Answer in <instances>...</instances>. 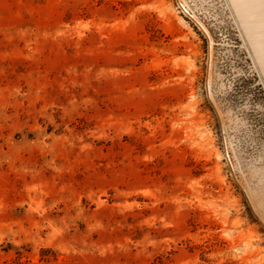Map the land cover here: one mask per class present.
Instances as JSON below:
<instances>
[{
	"label": "rangeland",
	"instance_id": "1",
	"mask_svg": "<svg viewBox=\"0 0 264 264\" xmlns=\"http://www.w3.org/2000/svg\"><path fill=\"white\" fill-rule=\"evenodd\" d=\"M259 13L0 0V264H264Z\"/></svg>",
	"mask_w": 264,
	"mask_h": 264
},
{
	"label": "crops",
	"instance_id": "2",
	"mask_svg": "<svg viewBox=\"0 0 264 264\" xmlns=\"http://www.w3.org/2000/svg\"><path fill=\"white\" fill-rule=\"evenodd\" d=\"M236 3H237V2H236ZM237 5H238V4H237ZM244 6H245V5H244ZM249 11H250V10H247V12H249ZM240 12H241V11H240ZM245 12H246V11H245ZM245 12H241V13H244V14L248 15V13H245ZM249 16H250V15H248V18H249ZM254 16H256V15H254ZM263 16H264V15H262V13H259V15L257 14L256 17H257L258 19H261V17H263ZM252 18H253V17H252ZM258 25H260V24H258ZM258 25H257V26H258Z\"/></svg>",
	"mask_w": 264,
	"mask_h": 264
},
{
	"label": "built area",
	"instance_id": "3",
	"mask_svg": "<svg viewBox=\"0 0 264 264\" xmlns=\"http://www.w3.org/2000/svg\"><path fill=\"white\" fill-rule=\"evenodd\" d=\"M184 12H186V9L185 8H182Z\"/></svg>",
	"mask_w": 264,
	"mask_h": 264
}]
</instances>
